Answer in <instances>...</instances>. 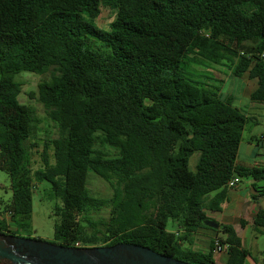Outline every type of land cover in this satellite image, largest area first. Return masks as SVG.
I'll return each mask as SVG.
<instances>
[{"label":"trees","instance_id":"1","mask_svg":"<svg viewBox=\"0 0 264 264\" xmlns=\"http://www.w3.org/2000/svg\"><path fill=\"white\" fill-rule=\"evenodd\" d=\"M102 6L116 11L108 29L96 24ZM208 65L257 80L250 99L264 104V0H0V170L15 227L0 216V233L32 238L35 184L47 182L60 202L55 244H135L192 264H214L220 247L227 264H246L250 253L231 225L206 252L183 246L206 211L221 210L231 180L251 179L264 196V164L238 158L249 117L222 97L221 80L189 73ZM51 69L38 95L60 135L33 170L34 112L20 102L16 76ZM90 172L111 185L110 198L91 195ZM104 208L109 217L96 222ZM253 225L264 228V209Z\"/></svg>","mask_w":264,"mask_h":264},{"label":"rangeland","instance_id":"2","mask_svg":"<svg viewBox=\"0 0 264 264\" xmlns=\"http://www.w3.org/2000/svg\"><path fill=\"white\" fill-rule=\"evenodd\" d=\"M116 18V11L102 6L101 14L96 20L97 26L101 29H108L109 24ZM55 73L53 69L44 75H36L29 72H22L16 76V80L22 84V92L19 96L20 102L30 106L34 112L33 137L31 143L36 147L32 150V168L37 170L42 167L41 154L46 143L59 137V129L55 123L48 119L43 104L39 101L38 86L43 81L50 80ZM189 73L200 81L205 78L219 79L221 84L220 94L223 98L232 96L234 106L240 108L249 117V121L243 131V139L239 150V160L246 163L251 161H261L257 156L259 148L256 147L257 139L264 134V105L254 104L250 99V94L257 88V80L249 79L246 74L243 78L233 76L226 66L208 65L193 67ZM255 137V139H252ZM257 138V139H256ZM253 144L254 147L250 146ZM263 145V144H262ZM255 151L253 154L252 151ZM107 153L114 155L116 151L109 148ZM50 160L53 163V151L49 149ZM199 154L191 158V169L195 171V165ZM247 183V180H243ZM32 198V217H31V237L47 242L54 241L55 225L60 222V216L56 214V206L60 202L49 198L50 184L47 182L36 183ZM88 189L91 195L97 198L108 199L113 195L111 185L93 172L89 173ZM10 178L7 172L0 170V216L9 224L10 230L14 231L15 227L10 219V214L6 212L5 206L11 200ZM110 209L104 208L100 214L94 215L96 222L100 219L109 217ZM101 227V226H99ZM176 224L170 222L168 229L174 231ZM243 237L246 249L250 255L246 264H264V228H256L254 225L247 227L243 232L239 229ZM200 240L203 241L202 238ZM207 246L206 240L201 242L200 246Z\"/></svg>","mask_w":264,"mask_h":264},{"label":"water","instance_id":"3","mask_svg":"<svg viewBox=\"0 0 264 264\" xmlns=\"http://www.w3.org/2000/svg\"><path fill=\"white\" fill-rule=\"evenodd\" d=\"M204 226L219 230L218 224ZM0 264H192L135 244L70 247L0 233Z\"/></svg>","mask_w":264,"mask_h":264},{"label":"crops","instance_id":"4","mask_svg":"<svg viewBox=\"0 0 264 264\" xmlns=\"http://www.w3.org/2000/svg\"><path fill=\"white\" fill-rule=\"evenodd\" d=\"M254 104H260V103L254 102ZM260 105H264V104H260ZM252 139H255V137H253ZM250 146L254 147L253 144H250ZM256 147L259 148L257 156L258 157L261 156L260 158L262 160L251 161V163L249 164L252 165L264 164V144L258 146V144L256 143ZM252 153L254 154L255 151L253 150ZM238 158H239V154H238ZM243 180H247V183H243L242 182ZM243 180L238 181L235 188L229 189L228 199L221 205L220 211H206V216H207V221L214 224H218L220 226L219 230L223 225L233 226L238 236L242 240L243 247L246 249V246L243 241V237L239 233V229L245 232L247 227L253 225V219L256 216L257 212L260 209H264V196L257 197V192L253 189L252 186L253 182L251 179H243ZM242 220L247 223L245 227H241ZM219 230H215L204 226L203 228L198 229L191 245H189L187 242H183V246L189 247L194 251L206 252L210 249L211 242L216 236H220V237L223 236L222 234L219 233ZM178 231L181 232V230L177 226L173 232H178ZM200 238H202L203 241L200 240ZM205 240L207 246L206 247L204 245L200 246L201 242L204 243ZM228 258L229 255L226 251L224 250L217 251L216 254L214 255V264H227Z\"/></svg>","mask_w":264,"mask_h":264},{"label":"built area","instance_id":"5","mask_svg":"<svg viewBox=\"0 0 264 264\" xmlns=\"http://www.w3.org/2000/svg\"><path fill=\"white\" fill-rule=\"evenodd\" d=\"M238 181H239L238 179H233V180H231V181L228 183V188H231V189L235 188L236 185H237V183H238ZM222 250L226 251V248H220V247H219V249H218L217 251H222Z\"/></svg>","mask_w":264,"mask_h":264}]
</instances>
